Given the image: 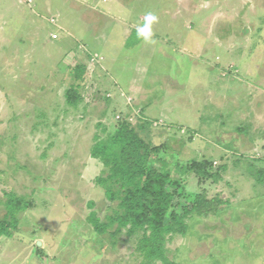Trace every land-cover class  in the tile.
Returning a JSON list of instances; mask_svg holds the SVG:
<instances>
[{"label":"rangeland","instance_id":"374dc122","mask_svg":"<svg viewBox=\"0 0 264 264\" xmlns=\"http://www.w3.org/2000/svg\"><path fill=\"white\" fill-rule=\"evenodd\" d=\"M121 123L161 148L178 202L222 201L169 239L171 264H264V0H0V221L10 198L26 204L0 264L143 263L138 235L86 220L116 209L90 152ZM194 160L225 166L220 182Z\"/></svg>","mask_w":264,"mask_h":264},{"label":"trees","instance_id":"16d2710c","mask_svg":"<svg viewBox=\"0 0 264 264\" xmlns=\"http://www.w3.org/2000/svg\"><path fill=\"white\" fill-rule=\"evenodd\" d=\"M65 96L67 104L73 106V88ZM160 149L148 145L128 124L121 123L112 133L110 143L105 146L96 143L90 152V156L102 163L108 173L105 178H96L95 182L104 190L108 203L117 202V206L104 218L105 221L92 210L86 220L98 235L109 232L115 225V230L110 233L112 237L122 229H126L129 236L138 235L136 250L142 255V264L156 261L171 264L166 256L169 239L176 235L185 236L187 220L192 216L208 217L222 204V201L215 204L213 200L196 196L190 198L189 207L178 202L183 186L171 177L165 166L158 165ZM212 168L207 161L194 160L189 169L200 181L220 182V172H225L226 167L220 166L215 171ZM256 173V183L264 185V170L259 169ZM22 204L15 198L6 202L7 212L0 221V236L10 237L12 229H16V214L26 208V204Z\"/></svg>","mask_w":264,"mask_h":264},{"label":"clouds","instance_id":"9594fccd","mask_svg":"<svg viewBox=\"0 0 264 264\" xmlns=\"http://www.w3.org/2000/svg\"><path fill=\"white\" fill-rule=\"evenodd\" d=\"M158 21V17L149 12L144 17V23L136 26V36L138 40H142L144 43H151L153 32L152 25Z\"/></svg>","mask_w":264,"mask_h":264},{"label":"built area","instance_id":"2783aa9c","mask_svg":"<svg viewBox=\"0 0 264 264\" xmlns=\"http://www.w3.org/2000/svg\"><path fill=\"white\" fill-rule=\"evenodd\" d=\"M50 20H51V19H50ZM51 23H53V20L51 21ZM53 24H55V22H54ZM52 38H53V39H56V36L53 35Z\"/></svg>","mask_w":264,"mask_h":264}]
</instances>
